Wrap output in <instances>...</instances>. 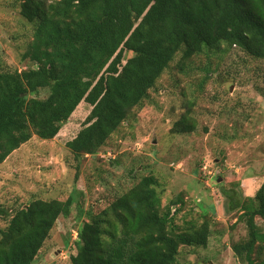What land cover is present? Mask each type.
<instances>
[{"label": "trees", "instance_id": "trees-1", "mask_svg": "<svg viewBox=\"0 0 264 264\" xmlns=\"http://www.w3.org/2000/svg\"><path fill=\"white\" fill-rule=\"evenodd\" d=\"M19 2L21 17L33 26L22 58L30 66L0 71V165L33 136L55 139L82 102L92 111L67 148L77 158L107 152L108 140L179 53L180 66L223 45L264 60V0ZM41 90L49 92L44 100L30 99ZM195 127L187 113L173 132ZM156 185L153 176L144 177L90 213L78 229L72 264H181L182 245L207 248L209 220L176 227L171 207L161 211ZM232 194L224 193L228 207L240 213L248 236L231 249L242 264H264V183L254 197ZM72 201L37 199L16 211L0 230V264H33Z\"/></svg>", "mask_w": 264, "mask_h": 264}, {"label": "rangeland", "instance_id": "rangeland-1", "mask_svg": "<svg viewBox=\"0 0 264 264\" xmlns=\"http://www.w3.org/2000/svg\"><path fill=\"white\" fill-rule=\"evenodd\" d=\"M32 39L19 0H0V71L27 69L22 58ZM180 61L181 53L108 140L107 152L77 158L67 148L92 111L82 102L55 139L33 136L0 165V230L34 200H73L33 264H72L77 232L88 215L147 176L156 179L161 211L171 207L176 227L211 224L207 248L182 245L181 264H242L231 246L248 231L224 193L254 197L264 183V60L223 45L205 49L183 67ZM48 93L30 99L44 100ZM187 113L195 131L174 133L173 125Z\"/></svg>", "mask_w": 264, "mask_h": 264}]
</instances>
